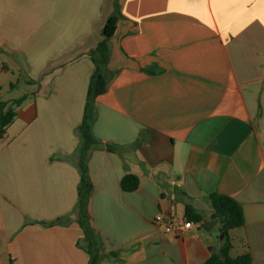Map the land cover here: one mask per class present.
<instances>
[{"label":"crops","instance_id":"1","mask_svg":"<svg viewBox=\"0 0 264 264\" xmlns=\"http://www.w3.org/2000/svg\"><path fill=\"white\" fill-rule=\"evenodd\" d=\"M114 2L0 0V95L26 92L1 95L23 102L0 138V264H89L77 129ZM109 46L86 160L100 264H203L223 242L211 193L244 211L230 255L264 264V0H120ZM186 206L202 221L182 236L154 223Z\"/></svg>","mask_w":264,"mask_h":264},{"label":"trees","instance_id":"2","mask_svg":"<svg viewBox=\"0 0 264 264\" xmlns=\"http://www.w3.org/2000/svg\"><path fill=\"white\" fill-rule=\"evenodd\" d=\"M120 17V0H115L114 11L107 18L102 29L103 39L97 47L90 52L91 59L95 64L96 71L92 76L84 111L83 121L77 129L81 138V144L76 152L77 167L80 172V183L78 187V201L76 210L79 214V226L84 232L82 243L78 246L82 248L90 257L89 264H100L101 249L99 240L95 230L89 221V200L92 190L86 160L94 147H99V142L92 134V122L95 117L96 99L104 94L108 89L109 77L107 74V64L109 61L110 46L109 42L114 36L117 23ZM1 93V88H0ZM23 102V98L14 100L10 104L2 101L0 95V138L4 136L7 128L12 123L16 113L15 107ZM109 151H116L113 146H106ZM140 180L137 176L127 174L121 181L124 191L132 192L139 188ZM210 201L214 210V216L218 219V226L225 233L220 251L213 253L203 264H253L252 257L249 253L232 257L230 250L232 248L230 231L242 228L245 225L244 211L242 205L234 198L220 194L211 193ZM186 218L200 223L202 221L199 215L191 206H186ZM62 223V219H58L51 224Z\"/></svg>","mask_w":264,"mask_h":264},{"label":"built area","instance_id":"3","mask_svg":"<svg viewBox=\"0 0 264 264\" xmlns=\"http://www.w3.org/2000/svg\"><path fill=\"white\" fill-rule=\"evenodd\" d=\"M154 223L161 227L164 233L175 237L182 236L194 226V221L190 219L171 217L161 213L155 216Z\"/></svg>","mask_w":264,"mask_h":264},{"label":"rangeland","instance_id":"4","mask_svg":"<svg viewBox=\"0 0 264 264\" xmlns=\"http://www.w3.org/2000/svg\"><path fill=\"white\" fill-rule=\"evenodd\" d=\"M25 89L23 86L17 87L14 92L5 90L1 95L3 100H9L12 97H21L25 94Z\"/></svg>","mask_w":264,"mask_h":264},{"label":"water","instance_id":"5","mask_svg":"<svg viewBox=\"0 0 264 264\" xmlns=\"http://www.w3.org/2000/svg\"><path fill=\"white\" fill-rule=\"evenodd\" d=\"M189 192L192 193L191 191H189ZM214 221H217V218H214ZM207 223H209V222H204L202 224V228H207ZM224 235H225V233L222 232L221 235H220V238L223 239L224 238Z\"/></svg>","mask_w":264,"mask_h":264}]
</instances>
